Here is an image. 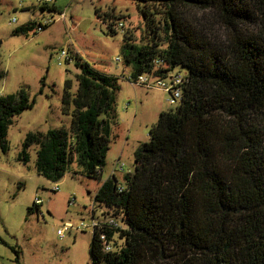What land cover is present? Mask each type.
<instances>
[{
    "label": "trees",
    "instance_id": "obj_1",
    "mask_svg": "<svg viewBox=\"0 0 264 264\" xmlns=\"http://www.w3.org/2000/svg\"><path fill=\"white\" fill-rule=\"evenodd\" d=\"M137 1L150 40L136 45L124 33L125 66L133 76L182 67L186 78L175 109L161 111L136 147L123 184L112 174L97 188L102 214L125 229H103L115 244L108 252L99 230L91 234L92 263L264 264V0ZM37 26L30 20L13 32ZM75 64L77 88L65 80L61 106L71 123L27 133L17 155L28 161L36 145L35 170L48 181L72 162L98 178L116 121V77ZM32 106L24 88L0 96L3 152L9 124Z\"/></svg>",
    "mask_w": 264,
    "mask_h": 264
},
{
    "label": "rangeland",
    "instance_id": "obj_2",
    "mask_svg": "<svg viewBox=\"0 0 264 264\" xmlns=\"http://www.w3.org/2000/svg\"><path fill=\"white\" fill-rule=\"evenodd\" d=\"M52 7L57 11L50 10ZM44 17L55 21L39 31L13 32ZM12 18L16 21L11 22ZM110 20L121 21V31L111 33ZM215 31L223 32L221 27ZM124 33L136 45L150 40L137 0H0V96L24 88L33 103L9 124L8 148L5 152L0 149V264H105L92 263L88 250L93 232L89 227L72 228L61 238L57 230L66 221L74 226L80 221L89 223L91 207L95 215L102 213L103 206L94 200L97 188L112 174L123 184V175L133 171L136 147L148 140L149 128L157 123L159 113L175 109L164 90L127 80L130 68L120 50ZM61 49L71 56L68 62L60 57ZM77 58L116 77V121L98 178L79 174L80 168L72 162L61 180L48 181L35 170L36 145L27 148L28 161L18 160L17 155L27 133L71 123V114L61 112L62 93L65 80L71 83L70 92L77 88ZM174 69L186 73L182 67ZM117 162L123 164V171H114ZM56 184L58 189L53 191ZM36 197L42 200L39 211L32 206Z\"/></svg>",
    "mask_w": 264,
    "mask_h": 264
},
{
    "label": "built area",
    "instance_id": "obj_3",
    "mask_svg": "<svg viewBox=\"0 0 264 264\" xmlns=\"http://www.w3.org/2000/svg\"><path fill=\"white\" fill-rule=\"evenodd\" d=\"M49 2V0H45V3ZM61 15V14H60ZM15 18L11 19V22H15ZM55 19L53 17H44L40 21H38V26L36 27V30H41V27L44 25H50L53 23ZM111 24V27L115 31L116 29L121 31V28L123 27V23L121 21L117 22H108ZM60 57L64 62H68L71 59V56L66 50H60L59 52ZM119 60V58H117ZM61 62V61H59ZM186 75L182 73L180 70L170 69L168 71H164L163 76H157V74H154L152 72L150 73H144V74H138L136 76H133L131 73H129L127 80L130 83L144 86L146 88L150 87H156L158 89H162L167 93V100L172 105H177V103L180 100L181 94H182V84L184 82V79ZM122 170L123 171V164L117 162L115 170ZM58 189V184H56L52 190L55 191ZM41 199L36 197L35 201H33L34 204L39 205L41 203ZM91 218L90 222L86 223L83 221H80V223L76 226H74L70 221H66L62 224V228L57 230V236L59 238L62 237V233L65 231H69L72 228L75 230H84L87 227H89L92 232L95 230H99L98 238L101 241V244L103 246L104 252L111 251L115 248L114 241L111 239H107L106 233L103 230L104 228L107 229H125L124 225L121 223L118 217L113 216L112 214H99L95 215L93 207H91L90 210Z\"/></svg>",
    "mask_w": 264,
    "mask_h": 264
},
{
    "label": "crops",
    "instance_id": "obj_4",
    "mask_svg": "<svg viewBox=\"0 0 264 264\" xmlns=\"http://www.w3.org/2000/svg\"><path fill=\"white\" fill-rule=\"evenodd\" d=\"M58 9V8H57Z\"/></svg>",
    "mask_w": 264,
    "mask_h": 264
}]
</instances>
